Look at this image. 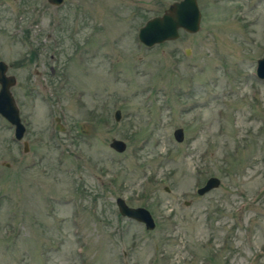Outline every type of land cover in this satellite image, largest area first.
<instances>
[{
	"label": "rangeland",
	"instance_id": "1",
	"mask_svg": "<svg viewBox=\"0 0 264 264\" xmlns=\"http://www.w3.org/2000/svg\"><path fill=\"white\" fill-rule=\"evenodd\" d=\"M172 1L0 0L26 126L0 115V264H264V0H198V31L145 45Z\"/></svg>",
	"mask_w": 264,
	"mask_h": 264
},
{
	"label": "water",
	"instance_id": "2",
	"mask_svg": "<svg viewBox=\"0 0 264 264\" xmlns=\"http://www.w3.org/2000/svg\"><path fill=\"white\" fill-rule=\"evenodd\" d=\"M64 0H48V2L58 5ZM201 10L197 0H174L162 13L149 17L137 31L139 40L147 46L163 42L165 40L176 39L180 35V30L196 32L200 28ZM185 52H189L186 48ZM256 76L264 78V56L256 61ZM16 82L13 74H6V63L0 60V115H2L14 128L15 139H22L26 126L20 116V110L12 93L11 87ZM120 109L114 111L115 119H119ZM56 128L63 130L60 117L55 116ZM173 135L176 140L181 141L184 131L181 126L174 128ZM109 145L116 151L126 149V141L122 138L112 137ZM23 150H28L27 140H23ZM220 183V178L210 175L203 185L197 188L198 193H204ZM118 211L121 215L135 219L144 224L147 229L155 226V220L151 211L142 205H130L122 196L115 198Z\"/></svg>",
	"mask_w": 264,
	"mask_h": 264
},
{
	"label": "flooded vegetation",
	"instance_id": "3",
	"mask_svg": "<svg viewBox=\"0 0 264 264\" xmlns=\"http://www.w3.org/2000/svg\"><path fill=\"white\" fill-rule=\"evenodd\" d=\"M0 60H3V61L6 63V74H12V73H9V72H8V69L12 67V63H7L4 59H1V58H0ZM18 61L20 62V64H22V61H23L22 57H21ZM13 75L15 76V79H16V82H17V77H16V75H15V74H13ZM16 82L14 83V85L16 84ZM12 86H13V85H12ZM11 88H12V87H11ZM11 90H12V89H11Z\"/></svg>",
	"mask_w": 264,
	"mask_h": 264
}]
</instances>
